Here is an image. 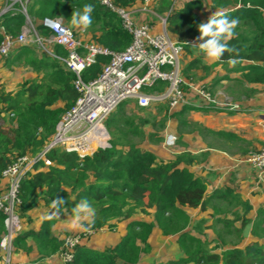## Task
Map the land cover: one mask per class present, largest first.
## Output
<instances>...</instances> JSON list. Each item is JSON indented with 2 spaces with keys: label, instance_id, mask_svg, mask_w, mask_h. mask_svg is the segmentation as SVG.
I'll return each mask as SVG.
<instances>
[{
  "label": "trees",
  "instance_id": "1",
  "mask_svg": "<svg viewBox=\"0 0 264 264\" xmlns=\"http://www.w3.org/2000/svg\"><path fill=\"white\" fill-rule=\"evenodd\" d=\"M144 1L113 0V3L132 7ZM158 1L152 0V6H156ZM170 1L163 0L167 7ZM207 1L189 0L182 7L172 9L168 16V30L190 53L193 49L191 42L198 43L199 23L207 22L199 11L205 14L210 7L231 18L238 17L236 36L229 41L238 49V55L225 53L218 64L226 71L242 69L243 76L250 82L264 83V11L259 10L264 9V0ZM85 4H92L95 8L92 25L87 28L92 40L111 50H125L132 41V35L124 27L122 18L99 0H28L26 8L36 29L42 35L49 36L50 29L42 23L45 18L62 17L64 23L76 32V28L70 24L71 14ZM20 9L21 4L16 2L14 8L0 17V23L13 36L19 35L26 24L25 15ZM3 38L0 31V44ZM49 47L52 48L46 52L42 50L39 55L30 43L17 45V56L13 59L7 56L5 59L7 66L23 62L33 75L18 81L13 89L0 84V194L6 189L3 170L19 155L39 152L54 134L61 115L79 95L74 85V72L56 57L67 55V51L60 45L50 44ZM230 58L238 61L232 69H229ZM248 60L255 63L242 65ZM108 61L109 57L99 55L97 62L84 71V77L90 79L97 76ZM205 85L210 90V84ZM156 88L163 89V86ZM126 103L129 102H122L108 117L110 129L120 133L118 141L111 136L110 146L99 148L85 157L62 147L53 148L48 152L52 164L47 166L40 161L24 177L20 188L21 203L18 205V213L23 220L22 229L13 240L15 260L18 262L19 256L24 254L28 259L20 264H57L52 256L57 253L62 255L67 248L64 236L53 234V227L62 215L71 216L75 204L87 197L95 209L93 231L105 226L114 228L116 222H126V231L120 241L112 246L94 248L80 242L74 248L73 259L64 264H138L142 255L151 251L150 236L155 226L164 235L183 230L177 238L182 254L151 264H264V242H251L243 248L234 246L219 251L220 245L212 246L210 241H204L192 235L190 230H185L191 223L185 207L206 211L212 206L213 196L206 197L205 181L190 169L196 162L206 159L209 152L196 154L185 150L165 158L150 148L131 142L123 135L121 126L118 127L123 116V113H118L119 107ZM152 108L163 111L168 106L159 104L145 109ZM191 109L183 105L170 115L167 110L164 114L166 119L177 118L178 128H183L188 121L187 112ZM138 121L141 127L149 120L139 118ZM204 128L220 139L236 137L235 133ZM203 130L199 129L200 132ZM246 152L244 150L243 154ZM39 189L45 191L40 200L44 211L39 226L35 227L33 220L27 218V211L33 208L35 193ZM214 196L231 199L230 203L236 202L242 206L244 214L252 209L248 200L242 199L239 193L230 188H218ZM58 197L66 201V211L62 210L59 217L45 219L51 201ZM139 214L142 216L137 217ZM240 219L243 226L250 222L245 215ZM218 220L229 226L234 222L227 217H219ZM5 232L4 215L0 212V238ZM30 253H35L36 257L30 258Z\"/></svg>",
  "mask_w": 264,
  "mask_h": 264
},
{
  "label": "built area",
  "instance_id": "2",
  "mask_svg": "<svg viewBox=\"0 0 264 264\" xmlns=\"http://www.w3.org/2000/svg\"><path fill=\"white\" fill-rule=\"evenodd\" d=\"M99 1L122 18L124 27L132 35V41L125 50L115 51L95 42L81 41L62 17L45 18L42 22L51 32L47 44L60 45L67 51V55L57 57L74 72V85L79 95L74 104L61 115L49 142L35 154L19 155L2 172L6 183V189L0 194V212L4 215L6 227V232L0 238L2 264H19L14 258L13 240L22 229L18 213L21 183L40 161L47 166L52 164L48 157L51 149L62 147L85 157L99 148L108 147L110 135L105 121L126 100H135L140 107L146 108L166 104L171 110L189 102L184 87L189 83L181 70L184 44L174 39L168 30V16L172 9L158 14L152 6V0H145L141 6L136 7L117 6L113 0ZM14 2L21 4L20 10L26 16L27 25L19 35L13 36L0 23V31L4 35L0 56H8L17 45L28 44L26 28L32 23L26 10L27 0ZM9 10L11 7H4L0 17ZM136 12L150 14L152 20L153 17L158 19L159 30L153 31L151 22L136 23L133 18ZM36 40L42 43L39 35ZM99 55L109 57V61L103 64L97 76L86 79L84 71L97 62ZM161 82H165L163 89L156 88ZM193 88L201 97L200 106H207L211 111L235 110L240 107L232 99L219 101L205 85H195ZM176 139L174 133H168L165 142L172 146ZM246 160L259 175L264 174V148L250 152ZM64 242L67 250L62 254L63 258L71 261L75 246L81 242V235H69Z\"/></svg>",
  "mask_w": 264,
  "mask_h": 264
},
{
  "label": "crops",
  "instance_id": "3",
  "mask_svg": "<svg viewBox=\"0 0 264 264\" xmlns=\"http://www.w3.org/2000/svg\"><path fill=\"white\" fill-rule=\"evenodd\" d=\"M187 1L189 0H172V4L170 1L171 6L167 7L164 4L163 0H159L156 8L159 12H166L169 9L182 7V5ZM7 2L8 0H0V7L4 6ZM207 2L210 3L209 0ZM142 4L143 2H137L134 6H141ZM14 7L15 2L13 1L11 9ZM217 11L219 10H212V8L209 7L207 8L205 14L200 11L199 14L203 17L204 21H207L208 18ZM134 15H136V18L138 17L139 23L151 22V24H153V31L159 30V21L158 19H155V17H153L152 20V16H148L147 13L141 14L136 12ZM40 21L41 20H39V22ZM77 29L82 28H76V30ZM76 35L83 42L97 43L96 41L92 40V34L87 29H85V32L79 31L78 33V31H76ZM172 36L174 37V39L179 41L174 34H172ZM193 43L196 42H191L190 45H192ZM49 48L52 47H48V49ZM17 54L18 48L15 47L8 56H11V58L13 59L17 56ZM183 55V75L189 83L187 87V98L189 99V102L184 105L192 107V109L187 112L189 113L188 119L193 121L201 120L207 128L214 129L215 131H227L235 133L237 135H241L239 133L240 131L244 134L249 133V135L246 136L249 138V140H251L249 146L253 147V145L255 144V142L253 143L254 140H258V143L256 145H264V106H260L264 105V83L250 82L245 76H243L242 69L226 71L220 64H218V60H209L202 54H198L197 50L194 48L190 53L184 51ZM6 57L7 56H0V84L4 83L8 89H13L18 81L30 78L33 75V72L28 67L24 70L17 71L16 69H14V65L16 63L12 64V66H7V64H5L8 63V61L5 60ZM252 63L255 62L248 60L242 62V65ZM205 65H208V67H204ZM232 67V65H229V69H232ZM205 83L210 84V90L214 95L219 96L225 93V95L227 94L228 96H230L232 100L241 101L242 105H244V107L246 108V111H249V115L234 114L232 116H229V113H226V111H228L226 109L211 111L203 106L200 107V103L202 102L201 97L193 88V86ZM161 84H159L157 87H164L165 82H162ZM191 85L192 87H190ZM243 98L245 99L243 100ZM128 102H130V100ZM133 102L135 103V101ZM181 107H183V105L174 110L177 111ZM202 108H204L205 110ZM172 113H174L173 110L170 111L169 115ZM167 119L171 123L172 128L169 132H175L174 128L178 126L177 118L168 117ZM240 124L244 126V129L240 127ZM198 137L201 139L203 138L197 131L193 133L185 132L182 134V139L185 140L189 146L194 144L193 141ZM220 140L223 141L225 139L222 138ZM198 143V147L192 149L191 151L196 154H201L204 152L209 153L206 159L196 162L193 166H190V169L195 173L196 176H200L203 178L207 187L206 197L213 196L211 198L213 199V201L212 206L208 207L206 211H201L200 208L185 207L184 209L190 215L191 221L194 220V214L198 212H203L208 215L210 214V217L213 220L216 219L217 221L219 217H227L231 219V221H234V230L237 232L239 231V233L241 234V243L234 246L243 248L251 242H258L262 244L264 242V237L258 235L255 236L254 234L252 235L250 232L252 226H254L257 221L259 222V224L262 223V225L264 226V180H258L259 173L251 165V163L246 160L248 152L245 154H239V152L231 154L226 150L216 149L211 147L210 145H206L205 141L204 144H202L203 142H200V139L198 140ZM166 145L167 144L165 141L163 144H161V146L168 152H171L172 155L168 154L167 152L164 154L161 153V151H157L156 147L158 145L156 144H150L149 147H145L143 145L142 146L144 148H150L154 150L159 156L165 158H170L180 151L190 150L188 148H183L180 151H173L168 149L169 147H167ZM1 182L2 184L4 183L3 181ZM218 188H230L235 193H239L242 199L248 200L252 204V209L247 214H244L242 206H240L236 202L230 203L229 200L231 201V199L226 200L214 196V191ZM44 192L45 191L43 189H39L36 191V197L33 204L34 206L32 208L33 216H30L28 213V215L33 220V225H35V227L39 226L40 221L43 217L44 209L40 200L44 195ZM214 207H216L217 211L213 210ZM231 208L233 209V211H236V214H234L235 217H230V214L227 212ZM243 215H245L246 218L250 219V222L244 226L242 220L240 219L241 216L243 217ZM140 216L142 215L139 214L137 217ZM147 217L149 218V220L151 219V217ZM113 222L115 223V221ZM212 222L213 221L210 222L209 219V222L207 221V223H205V225L203 226L204 228L206 226L205 232H212V230H210V224H212ZM191 223L185 228V230L191 229V227H189L191 226ZM125 225L126 222H116L114 228L105 226L97 231H94L90 235V237L84 238L81 243H85L86 245L94 248L112 246L118 243L121 237L124 235L126 231ZM249 228L250 235H248L249 233H246V230ZM70 231L82 232L73 226L72 217L69 214H64L62 215L61 219L54 225L53 234L63 237L65 233ZM182 232L183 230L174 234L164 235L158 228V226H155L150 236L151 251L147 254H143L138 264H151L153 262H162L179 257L182 252L179 249L177 238ZM252 233L254 232L252 231ZM191 234L201 237L200 235L192 233V231ZM234 246H219V251L232 248ZM29 257L34 258L36 257V254L30 253ZM26 259H28V256L21 254L19 256V259L17 260L20 264ZM52 260L57 264H64L65 262L60 253L52 256Z\"/></svg>",
  "mask_w": 264,
  "mask_h": 264
},
{
  "label": "rangeland",
  "instance_id": "4",
  "mask_svg": "<svg viewBox=\"0 0 264 264\" xmlns=\"http://www.w3.org/2000/svg\"><path fill=\"white\" fill-rule=\"evenodd\" d=\"M13 1L14 0H8V2L4 6L0 7V11L4 7L10 8ZM168 1L169 0H167V2ZM171 4H172V0H171ZM171 4L168 7H170ZM153 8L156 10V12L158 14H164L165 13V12H159L155 5L153 6ZM147 15L150 16V14H147ZM140 16H142V15H140ZM133 18H134L136 23H139L138 17L136 18V15H133ZM76 31H78V33H79V31L85 32V29L84 30L77 29ZM26 34H27L26 37H28V43L33 45L35 51L39 55L42 53L41 52L42 50H44L45 52L47 51V39H48V37L45 35H42V32H40L38 29H36L35 25L33 23L26 28ZM37 35H39L42 38V43H40L38 40H36ZM183 56H182V61H181L182 73H183V69H184V67H183ZM26 68H27V66H25V64L23 62H20V63H17L14 65V69H16L17 71L24 70ZM186 90H187V88H186ZM216 98L219 101H221V100L228 101V100L232 99L227 94L225 95V93H223L222 95L216 96ZM225 99H228V100H225ZM244 99L245 98H243V100ZM127 101H129V100H127ZM234 103H237L240 107H239V109H235L233 111H231V110L226 111V113H229V116H232L234 114H236V115H241V114L249 115V111H246V108L244 107V105H242L241 101L235 100ZM260 106H264V105H260ZM203 107L208 109L207 106H203ZM119 108H118L119 109L118 113H120V112L123 113V116H122V121L119 122L118 127L121 126V129L123 130V135L126 136V139L131 140V142H134L136 144H142L145 147H149L150 144H154V145L156 144V145H158L156 147L157 151H161V153H164V154L167 152L168 154L172 155L171 152H168L167 150H165L161 146V144L164 143L168 133H174L177 137L175 144H173L172 146L166 145L167 147H169L168 149L173 150V151H176V150L180 151L183 148H188L190 150L195 149L198 147V144H199L198 140L199 139H200V142H203L202 144H204V141H205L206 145H210L211 147L216 148V149L226 150V151L230 152L231 154L235 153V152H239V154H243L244 150H248L247 152L249 154L250 152L258 151V150L264 148V145H256L258 143V140L253 141V143L255 142L253 147L249 146L251 140H249V138L246 137L249 135V133H246L247 134L246 135L243 132H242L243 133L242 134L241 131L239 132L241 135L235 134L236 137L234 139L228 140L227 138H225V140L222 141V140H220V138L218 136L211 134L209 131H207L206 128H204L206 126L203 124V122L201 120L200 121H193V120L188 119L187 124L183 128H180V127L178 128V126H177L176 128H174L175 132H169L170 129H172L171 123L168 121V119H166L167 116H165V114H164L165 110H167L168 113H170V111H172L171 109H169V107L165 108L163 111L160 108L143 109V108L138 106L136 101H135V103L133 101H130L129 103H126ZM173 112H175L174 109H173ZM187 115H189V113H187ZM139 118H147L149 121L145 126L139 127V125H138V123H139L138 119ZM178 124H179V121H178ZM112 125H113V127L115 126L114 123ZM105 126L107 127V130L110 134L109 142L111 140V136H112L113 140L118 141V139H119L118 137H120V133L118 131H114V130L110 129L109 123H108V118L105 121ZM240 127L242 129H244L243 128L244 126L241 124H240ZM199 129L200 130L205 129V131L203 130L200 132ZM136 130H137V132H135ZM180 131H183V132H180ZM195 131L199 132V134L203 138L201 139L198 137L197 139H195L193 141L194 144L189 146L187 144V142L182 139V134L185 132L193 133ZM258 176H259L258 180H260V179L262 181L264 180V174L258 175ZM213 210L217 211L216 207H214ZM227 212L230 214V217H235L234 214H236V211H233L232 208L230 210H228ZM28 213L30 216H33L32 209L27 211V218L30 217L28 215ZM166 214L169 215L170 211L167 212ZM205 215H207V216H205ZM193 218H194V220L191 221L192 222L191 226H189V227H191V229H189V230L192 231V233L200 235L202 240L210 241L212 246H214L215 244H218L220 246H234V245L240 244L241 243L240 241H242L241 236H240L241 234L239 233V231L237 232L234 230L235 226L233 224L231 226H229L225 222H223L222 220H218V221L216 219L213 220L210 217V214L208 215V214L203 213V212H200V213L198 212V213L194 214ZM20 219H22V218L20 217ZM23 219L25 220V218H23ZM209 219H210V222L213 221L212 224H210L211 225L210 230H212V232L207 233V232H205L206 226H205V228L203 226L205 225V223H207V221L209 222ZM249 231H250V228L246 230V233L248 234ZM252 231L254 233H252ZM93 232L94 231L92 230L91 233L85 234L84 232L70 231V232L65 233L64 239L67 238L69 235L75 236V235L80 234L81 235V241H82L84 238L90 237V235ZM250 233L252 235L254 234L255 236L258 235V236L264 237V226L262 225V223L259 224V222L257 221V223L254 224V226H252ZM250 233L248 235H250ZM229 239H231V240H229ZM63 260L65 262H67L64 258H63Z\"/></svg>",
  "mask_w": 264,
  "mask_h": 264
},
{
  "label": "clouds",
  "instance_id": "5",
  "mask_svg": "<svg viewBox=\"0 0 264 264\" xmlns=\"http://www.w3.org/2000/svg\"><path fill=\"white\" fill-rule=\"evenodd\" d=\"M94 10H95L94 5L85 4L82 7V9L78 11H73L70 19L71 26L82 29H87L88 27H90L93 22L92 13L94 12ZM259 10L264 11V9H259ZM25 20H26V24L24 26L27 25L26 16H25ZM31 23H33L32 20ZM238 25H239L238 17L231 18L228 14L217 11L208 18L207 22L199 23L198 25L199 36L196 38L198 43H193L191 46L197 50L198 54H202L205 58L209 60H220L225 55V53L230 54V56L232 54L238 55V49H236L235 46L229 44V41L235 38L236 36L235 29L238 27ZM49 45L50 44H47V49ZM57 56L59 55H56V57ZM228 62L230 65L235 66V64L238 61L236 59L230 58ZM200 85H205V84H200ZM130 101H135V100H130ZM141 108H146V107H141ZM65 203L66 201L63 198H59V197L52 200L50 203L49 213L44 218L53 219L59 217L62 210L66 211V208L64 207ZM71 216H72V224L75 228L79 229L84 233H90L92 231L95 221V209L93 208L89 198L87 197L81 198L79 202H77L75 206L72 208Z\"/></svg>",
  "mask_w": 264,
  "mask_h": 264
}]
</instances>
